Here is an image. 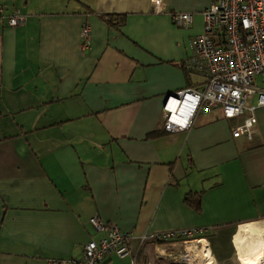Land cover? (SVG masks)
<instances>
[{"label":"crops","instance_id":"obj_1","mask_svg":"<svg viewBox=\"0 0 264 264\" xmlns=\"http://www.w3.org/2000/svg\"><path fill=\"white\" fill-rule=\"evenodd\" d=\"M209 4L166 0L167 12L154 14L150 0H0L6 15L25 17L14 28L0 19V264L80 259L101 237L89 223L95 214L131 237L130 257L109 256L111 264H188L182 257L195 241L150 238L179 230H204L216 264H239L233 237L242 227L262 225L264 250L257 95L246 104L255 107L250 138L232 136L248 110L225 119L214 109L184 131L147 139L165 130L168 95L205 82L184 62ZM172 12L191 14V24L177 27ZM109 15L124 16V25H109ZM195 192L200 212L183 203Z\"/></svg>","mask_w":264,"mask_h":264},{"label":"built area","instance_id":"obj_2","mask_svg":"<svg viewBox=\"0 0 264 264\" xmlns=\"http://www.w3.org/2000/svg\"><path fill=\"white\" fill-rule=\"evenodd\" d=\"M150 1L152 13L167 12L166 0ZM201 15L203 32L189 40L190 52L184 69L205 77V82L199 89L190 88L167 96L162 108L164 129L171 134L184 131L199 112L218 109L223 118L232 119L248 110L249 115L234 128L232 136L250 138L256 131V118L255 107L246 108L247 98L257 95L256 107H264V0H210ZM24 18L18 10L6 15L0 7V19L6 20L11 28L20 25ZM170 18L179 28H187L193 19L191 14L182 12H172ZM90 32L89 24L85 23L80 33L82 50L89 45ZM257 78L261 87L255 85ZM89 223L101 235L99 240H89L80 259H50L48 264H111L106 261L109 256L119 261L130 257L129 233L115 224L104 223L96 214ZM204 232L179 230L157 233L150 238L157 245L180 239L184 247L195 241L199 250L198 243L203 241ZM125 264L136 262L131 259Z\"/></svg>","mask_w":264,"mask_h":264},{"label":"bare ground","instance_id":"obj_3","mask_svg":"<svg viewBox=\"0 0 264 264\" xmlns=\"http://www.w3.org/2000/svg\"><path fill=\"white\" fill-rule=\"evenodd\" d=\"M262 231L261 224H254L247 228H240V230L234 235L233 242L237 251V261L239 264H264V250H262L256 242V238L259 237ZM247 236H250L253 240L247 243ZM262 243L264 244L263 240ZM245 245L247 251L249 250L250 252L246 251L241 253L245 248Z\"/></svg>","mask_w":264,"mask_h":264},{"label":"trees","instance_id":"obj_4","mask_svg":"<svg viewBox=\"0 0 264 264\" xmlns=\"http://www.w3.org/2000/svg\"><path fill=\"white\" fill-rule=\"evenodd\" d=\"M107 23L111 26H122L124 25L125 17L122 15H109L107 17ZM166 133L165 130L162 132L154 131L148 135L147 139L156 138L161 134ZM202 193H188L184 199L183 203L194 212L201 211Z\"/></svg>","mask_w":264,"mask_h":264},{"label":"rangeland","instance_id":"obj_5","mask_svg":"<svg viewBox=\"0 0 264 264\" xmlns=\"http://www.w3.org/2000/svg\"><path fill=\"white\" fill-rule=\"evenodd\" d=\"M261 83L255 81V85H257L258 87H260ZM200 244L198 249H196V247H194L192 250L190 249L188 251V253H186L187 255L184 257L185 260H187V263L188 264H216L214 262V260L211 258L210 254H209V251L206 249H208L206 246V242L205 241H200ZM206 245V246H205ZM247 249L245 248V251L246 252ZM243 251L241 253H244ZM240 253V254H241ZM239 254V255H240ZM183 258V257H182ZM238 258V257H237Z\"/></svg>","mask_w":264,"mask_h":264},{"label":"water","instance_id":"obj_6","mask_svg":"<svg viewBox=\"0 0 264 264\" xmlns=\"http://www.w3.org/2000/svg\"><path fill=\"white\" fill-rule=\"evenodd\" d=\"M262 240H263V242H264V234H263V236H262Z\"/></svg>","mask_w":264,"mask_h":264}]
</instances>
